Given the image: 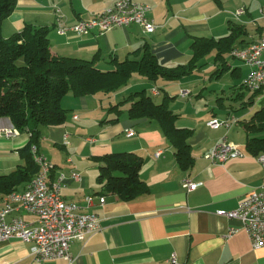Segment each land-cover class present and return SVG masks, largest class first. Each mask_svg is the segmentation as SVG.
I'll return each mask as SVG.
<instances>
[{
  "label": "crops",
  "instance_id": "obj_1",
  "mask_svg": "<svg viewBox=\"0 0 264 264\" xmlns=\"http://www.w3.org/2000/svg\"><path fill=\"white\" fill-rule=\"evenodd\" d=\"M114 1L17 0L12 13L3 19L0 33L7 37L25 24L47 26L53 55L81 59L95 56V65L102 70L113 69L110 60L114 58H138L132 52L144 43L161 64H186L192 57L195 37L219 38L228 33L230 23L244 30L239 37L243 39L241 45L264 35V0H137L151 8L148 17L155 24L152 31L143 32L131 24L102 34L57 32L58 24L72 25L80 18H90ZM239 9L242 12L236 13ZM214 55L215 50L204 55L191 73L177 80L149 81L137 75L131 86L126 83L113 92L82 96L69 92L63 97L61 104L67 117L61 124L42 128L39 150L55 166L52 178L71 169L80 173V180L65 181L62 196L77 204V212L96 214L100 224L99 230L86 239L71 242L72 264H264V246L251 247L241 221L216 213L218 209H234L264 183V170L255 154L245 149L243 128L253 111L264 106V87L250 98L252 92L245 94L240 87L248 67L236 58L230 61L228 52L223 58ZM223 76H228L225 82ZM142 88H150L146 93L150 92L153 99L159 97L154 99L157 103L164 95L170 97L168 106L177 115L176 126L192 129L188 142L194 161L190 168L182 170L178 166L174 148L154 120L130 118L128 103L110 108L129 92ZM153 89L158 92L153 93ZM181 89H186L187 95H180ZM230 99L239 106L229 103ZM213 117L234 118L235 122L228 130L214 129L207 125ZM9 125L6 117H0V128ZM128 128L135 134L126 136ZM223 135L239 144L242 155L220 165L212 163L207 154ZM27 141L26 132L10 137L0 134V174L24 162L19 150ZM119 151H134L142 157L139 178L148 192L129 201L104 191L97 180L100 162L94 157ZM186 177L200 184L187 190L182 185ZM88 195L92 197L89 205L85 201ZM3 204L4 195H0V207ZM17 214L27 221L35 218L18 209L7 219ZM229 227L238 230L227 235ZM30 246L15 238L1 241L0 264H68L64 259L37 261L29 252Z\"/></svg>",
  "mask_w": 264,
  "mask_h": 264
},
{
  "label": "trees",
  "instance_id": "obj_2",
  "mask_svg": "<svg viewBox=\"0 0 264 264\" xmlns=\"http://www.w3.org/2000/svg\"><path fill=\"white\" fill-rule=\"evenodd\" d=\"M17 0H0V25L16 6ZM47 26L25 24L20 31L4 37L0 33V117H6L18 132H26L28 141L19 150L24 162L8 173L0 174V195H6L18 187L27 185L37 165L31 155V146L39 147L42 128L65 121L67 110L61 101L69 92L74 96L113 92L125 85L133 73L149 81L158 78L177 80L197 67L204 55L215 50V58L243 42L245 32L240 25L230 23L228 33L219 38L195 37L191 43L192 57L186 64L167 67L161 64L149 45L144 43L132 53L139 56L123 60H110L113 69L102 70L91 59L55 56L51 53ZM240 87H242L240 85ZM262 89L253 91L250 98ZM168 97L155 102L145 88L131 91L110 108L128 103L130 118L147 117L154 120L167 141L174 148L178 166L182 170L193 164L188 138L192 129L178 127L177 115L168 106ZM252 104V101L249 102ZM246 133L245 149L257 154L264 152V106L256 109L243 123ZM100 162L97 180L102 189L129 201L148 192L147 185L139 178L142 157L134 151H119L95 156Z\"/></svg>",
  "mask_w": 264,
  "mask_h": 264
},
{
  "label": "built area",
  "instance_id": "obj_3",
  "mask_svg": "<svg viewBox=\"0 0 264 264\" xmlns=\"http://www.w3.org/2000/svg\"><path fill=\"white\" fill-rule=\"evenodd\" d=\"M150 9L147 3L137 0H115L90 18H80L72 25L58 24L57 32L65 34L71 31L77 35H85L96 31L102 34L113 27L131 24L138 25L143 32H149L155 28L153 20L148 17ZM240 12L242 9L236 13ZM229 54L248 67V72L241 79L240 85L251 92L261 89L264 86V35L256 41L234 46ZM157 92V89H153V93ZM187 93L186 89L180 90L182 96ZM234 122V118L213 117L207 121V125L214 129L223 127L228 130ZM17 133V129L11 124L0 128V134L5 137ZM134 134L132 128L125 130L128 137ZM31 155L38 167L31 180L22 190H14L4 195V204L0 207V242L12 238L24 243L29 242L31 243L29 252L35 260L64 259L68 264H72L71 242L84 240L99 230V218L94 213L77 212V204L67 201L62 196L61 190L67 179H81L76 169H71L68 174L59 172L52 178L51 172L55 166L35 144L31 146ZM240 155L242 153L239 144L229 141L226 135H223L207 157L212 163L224 165ZM254 157L264 170V152H259ZM199 184L188 177L182 179V185L187 190L195 189ZM85 201L88 205L91 204L92 197L85 196ZM103 201L101 197L100 202ZM18 209L32 214L34 220L27 221L18 214L7 219L9 213ZM216 213L227 218L239 219L253 249L264 246V183L251 190L234 209H218ZM237 230V227H229L227 235ZM171 260L176 261L175 257Z\"/></svg>",
  "mask_w": 264,
  "mask_h": 264
},
{
  "label": "rangeland",
  "instance_id": "obj_4",
  "mask_svg": "<svg viewBox=\"0 0 264 264\" xmlns=\"http://www.w3.org/2000/svg\"><path fill=\"white\" fill-rule=\"evenodd\" d=\"M206 59V58H205ZM228 59L230 60V61H233V60H235V58L234 57H232L229 53H228ZM243 63V62H242ZM244 64V63H243ZM245 65V64H244ZM199 72V71H198ZM137 75H139V74H134L132 77H130V79L128 80V82H127V87L128 86H131V84H133L134 82H135V80L137 79ZM228 77V76H227ZM227 77H225V76H223L222 77V82H225L226 80H227ZM231 78V77H230ZM243 78V77H242ZM235 79V78H234ZM193 85H196L197 86V84L196 83H194ZM264 87V86H263ZM262 87V88H263ZM150 90V88L149 89H147V91H149ZM146 91V92H147ZM242 91L245 93V94H247L248 93V91L249 90H247L246 88H244L243 87V89H242ZM251 92V91H250ZM148 94H150V92H148ZM229 96V95H228ZM154 99H156V100H159V97H154ZM229 103H232V105L233 106H239V104L240 103H238V102H235V99H230V101H229Z\"/></svg>",
  "mask_w": 264,
  "mask_h": 264
}]
</instances>
